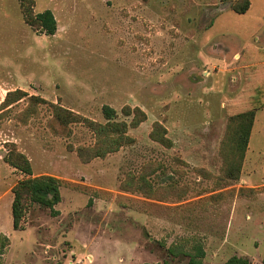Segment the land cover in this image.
<instances>
[{"label": "rangeland", "instance_id": "374dc122", "mask_svg": "<svg viewBox=\"0 0 264 264\" xmlns=\"http://www.w3.org/2000/svg\"><path fill=\"white\" fill-rule=\"evenodd\" d=\"M238 1L35 0L36 13L57 19L49 35L26 22L20 0H0V235L11 239L3 264H188L197 245L203 264H262L264 78L255 86L242 65L264 45V0L245 14L234 11ZM17 89L48 103L26 96L2 106ZM50 103L104 125L105 106L116 110L112 121L130 124L127 106L147 120L129 127L119 150L86 160L79 149L96 147L98 132L61 125ZM253 108L246 166L232 179L231 117ZM157 122L171 147L152 139ZM13 148L35 176L62 181L57 214L35 203L23 229L14 228L12 189L25 175L4 159Z\"/></svg>", "mask_w": 264, "mask_h": 264}, {"label": "trees", "instance_id": "16d2710c", "mask_svg": "<svg viewBox=\"0 0 264 264\" xmlns=\"http://www.w3.org/2000/svg\"><path fill=\"white\" fill-rule=\"evenodd\" d=\"M20 1L25 20L28 24L36 29H44L49 35H53L57 32L58 22L52 10L47 9L43 12L36 13L34 11L35 0ZM250 8L251 0H241L233 5L234 11L239 14H245ZM26 96L31 98L33 106H38L42 102L48 103L41 97H37L35 95L30 96L26 91L17 89L7 93L2 106L8 108L13 103L22 100ZM50 104L54 109V116L61 125L68 126L71 123L83 121L87 122L89 126L98 132L99 141H97L96 147L92 149H79V154L86 160H89L92 157L105 156L107 153L119 150L127 143V140H129V137L126 135L129 127H137L142 122L147 120V114L142 108L136 107L133 109L132 107L127 106L124 108L125 115H134L131 123L128 124L125 120L112 121L115 117L114 115H116V110L113 107L105 106L104 112L109 119V122L104 125L84 118L81 115H78L56 103ZM257 109L258 108L246 110L231 117L233 125L231 126L229 137L224 144V149L228 148L225 160L226 163L229 164L227 169V177L229 178L236 180L240 178L246 152L249 147ZM151 137L153 140L163 144L164 146L171 147L173 145V141L168 137L167 129L160 122L154 124ZM4 159L12 167L16 168L25 175V177L19 180L12 189L14 193V201L12 204L14 228L23 229L22 223L25 220L31 206L35 203L52 210L53 214H57V211H55L54 208L62 200L61 179L48 174L35 176L30 159L17 148L10 149ZM10 245V237L7 234H1L0 264L4 263V255ZM194 248L195 252L188 254L190 257L188 264H203V258L205 257L203 247L201 245H197ZM171 252H173L172 249ZM222 264H250V261L245 257L233 256ZM262 264H264V260Z\"/></svg>", "mask_w": 264, "mask_h": 264}, {"label": "crops", "instance_id": "0c3cea01", "mask_svg": "<svg viewBox=\"0 0 264 264\" xmlns=\"http://www.w3.org/2000/svg\"><path fill=\"white\" fill-rule=\"evenodd\" d=\"M260 39H261V37H259L257 39V41L259 42ZM261 40H262V42H264V38H262ZM245 55H244L245 61L242 65V68L250 71L249 77L253 81L252 84H255V86H256L259 82L258 79L261 77L264 78V45H256V47L252 51V54H250V55L248 54L247 56H245ZM257 67H258V69H257ZM249 71H247V73H249ZM257 119L258 118L256 115V120ZM256 120H255V124H256ZM255 124H254V126H255ZM253 130H254V127H253ZM249 147H250V145H249ZM248 151H249V149H248ZM245 166H246V164H244L243 172H244Z\"/></svg>", "mask_w": 264, "mask_h": 264}]
</instances>
